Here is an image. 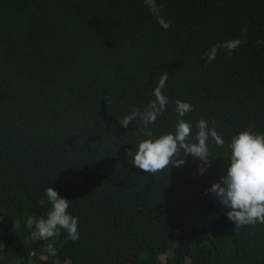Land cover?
Masks as SVG:
<instances>
[{
	"label": "trees",
	"instance_id": "trees-1",
	"mask_svg": "<svg viewBox=\"0 0 264 264\" xmlns=\"http://www.w3.org/2000/svg\"><path fill=\"white\" fill-rule=\"evenodd\" d=\"M157 5L167 30L144 0H0V264H264V224L235 228L207 191L231 136L264 133V0ZM231 38L239 48L206 62ZM163 72L169 102L148 127L172 131L176 100L194 105L193 139L204 118L225 141L210 140L202 174L190 154L155 174L132 165L143 125L119 121ZM47 186L70 200L78 240L33 237Z\"/></svg>",
	"mask_w": 264,
	"mask_h": 264
},
{
	"label": "clouds",
	"instance_id": "clouds-1",
	"mask_svg": "<svg viewBox=\"0 0 264 264\" xmlns=\"http://www.w3.org/2000/svg\"><path fill=\"white\" fill-rule=\"evenodd\" d=\"M144 5L157 18V23L165 30L171 27L169 21L164 18L157 0H144ZM243 31L246 32V29ZM240 38H231L220 43L213 44L206 53V62L216 59L217 51L220 48L231 55L240 47ZM257 43H264L258 41ZM168 80V73L163 72L152 90L154 99L149 101L147 107L141 111L133 108L131 112L119 121L123 127L139 120L143 127L139 128V135L143 137L136 146L133 155L135 167L145 173L155 174L169 168V165L176 167L185 163L183 158L177 159L181 154L191 155L202 161L204 167L198 171L202 174L210 163V140L217 147H223L225 141L214 126L200 118L196 122V131L192 132V124L183 117L186 113L194 111L195 106L189 102L179 99L175 102L177 119L172 131L156 135L148 127L156 122L158 115L165 111L168 104V97L163 93ZM229 156L227 166L219 179L213 182L208 192L214 194L222 205L227 218L234 222L235 228L246 225L264 224V133L254 132L249 129H242L233 134L228 143ZM45 199H40L38 204L44 206L47 202L50 205L46 216L38 220H29V225L34 224L32 235L35 239L45 240L55 237L59 230L67 232L72 241L79 239L78 218L69 211V199L62 197L51 186L45 188ZM46 252L56 255V250L51 243L46 246Z\"/></svg>",
	"mask_w": 264,
	"mask_h": 264
},
{
	"label": "rangeland",
	"instance_id": "rangeland-1",
	"mask_svg": "<svg viewBox=\"0 0 264 264\" xmlns=\"http://www.w3.org/2000/svg\"><path fill=\"white\" fill-rule=\"evenodd\" d=\"M164 260H165V258L161 257V261H164Z\"/></svg>",
	"mask_w": 264,
	"mask_h": 264
}]
</instances>
